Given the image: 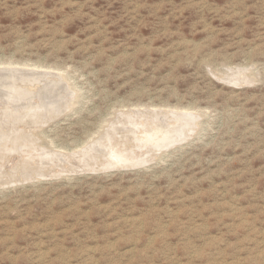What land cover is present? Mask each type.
I'll return each instance as SVG.
<instances>
[{"label": "rangeland", "instance_id": "rangeland-1", "mask_svg": "<svg viewBox=\"0 0 264 264\" xmlns=\"http://www.w3.org/2000/svg\"><path fill=\"white\" fill-rule=\"evenodd\" d=\"M23 64L76 97L0 99V264H264V0H0Z\"/></svg>", "mask_w": 264, "mask_h": 264}, {"label": "bare ground", "instance_id": "bare-ground-1", "mask_svg": "<svg viewBox=\"0 0 264 264\" xmlns=\"http://www.w3.org/2000/svg\"><path fill=\"white\" fill-rule=\"evenodd\" d=\"M7 66H9V65H7ZM32 69H36V68H32ZM32 69L31 68L30 69L25 68L24 64H23V67L22 66H20V67H11V66L10 67H5V66L0 67V99L5 100L6 103L10 104L9 107L11 109L10 108L9 109L12 110L11 111L12 113H17L20 110H24L25 108H27L25 106L30 105V103L28 101L33 100V99L41 100L40 104L43 103L45 109H47L49 112L53 113L54 116L62 114L63 112L68 110V108L73 106L74 100L76 97V91L71 90L69 88L70 86H68V83L64 82L65 77L63 76V74H51L53 72L50 73V70H49V72H43L42 70L37 71L38 69H36V70H32ZM46 71H48V70H46ZM50 76H55L58 80L57 81L56 80H50L49 79ZM36 83H41V84L35 85ZM24 84H28L29 86L23 87ZM34 103H33V105H34ZM26 111H28V110H26ZM185 116H183V117H185ZM135 117L136 116H134V118ZM183 117H179V118L176 117L173 120V122H171L170 124L168 123V125H166L167 129L165 128L166 130H164L163 128H161V129L156 128L155 129L153 127L155 129L156 133L154 134V137L152 134V136H151V138H153L152 140H156V143L166 142V141H170V140L172 141L173 135L176 134V132L180 133L179 131H181V129H182L181 128L182 126L181 127L178 126L180 128H177L175 125H177V124L182 125L183 119H181V118H183ZM124 118H125V116H124ZM126 118H127V116H126ZM130 119H133V117ZM184 119L186 120L187 118H184ZM185 123H187V122H185ZM162 127H164V126H162ZM121 129H123V128H121ZM151 129H152V127H151ZM146 133H147V131H146ZM99 141H101V140H99ZM99 141L96 140V142H93V144L92 143H91V145L89 144L90 148L91 147L94 149L96 148V150L99 148L101 149L102 148L101 142H99ZM116 153H114V156L117 159H119L118 157H123V156L117 155ZM53 154L55 155V157L58 156L61 159H63V158L65 159L66 157L71 158V156L69 154L66 155L65 153L64 154L63 153H53ZM46 158H48V157H46ZM60 158H58V159H60Z\"/></svg>", "mask_w": 264, "mask_h": 264}]
</instances>
